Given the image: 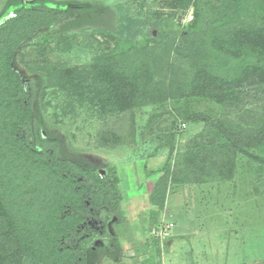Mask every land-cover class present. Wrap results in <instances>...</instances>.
<instances>
[{
    "label": "rangeland",
    "instance_id": "rangeland-1",
    "mask_svg": "<svg viewBox=\"0 0 264 264\" xmlns=\"http://www.w3.org/2000/svg\"><path fill=\"white\" fill-rule=\"evenodd\" d=\"M21 1L57 4L64 12L41 39L45 56L32 53L31 62L83 70L112 62L147 87L144 102L121 115L52 88L37 115L36 127L61 160L120 181L106 232L102 220L93 221L99 235L87 244L84 264H264V154L210 146L214 131L187 120L204 112L255 127L264 119L263 90L220 105L190 75L199 59L222 73L213 39H231L235 57H242L235 44L241 23L261 24L264 0H0V25ZM146 47L154 48L148 56ZM249 49L244 56L256 63L260 50ZM138 52L141 59L133 61ZM104 129L116 131L121 144L102 147ZM161 182L167 201L153 208Z\"/></svg>",
    "mask_w": 264,
    "mask_h": 264
},
{
    "label": "trees",
    "instance_id": "trees-1",
    "mask_svg": "<svg viewBox=\"0 0 264 264\" xmlns=\"http://www.w3.org/2000/svg\"><path fill=\"white\" fill-rule=\"evenodd\" d=\"M10 10L12 15L0 25V264H84L87 244L99 235L93 221L102 220V231L106 232L120 181H109L96 170L61 160L56 147L50 146L54 142L36 127L37 115L52 88L101 112L121 115L144 102L147 87L141 85L139 74L112 62L89 70L44 65L39 60L46 53L41 39L56 29L63 10L53 3L31 6L22 1ZM238 33L239 41L234 43L242 57H235L238 55L231 50V39L214 34L222 38L219 42L213 39V62L222 73L202 59L191 65L194 86L220 105L264 91V21L259 25L243 21ZM249 48L260 50L256 63L244 56L252 51ZM143 51L148 56L154 48ZM32 53L39 58L34 63L29 59ZM140 53L133 61L141 59ZM123 57L132 56L125 53ZM240 57V61L234 60ZM21 64L29 75L20 72ZM142 67L148 70L149 65ZM187 120L205 123L214 131L215 141L210 146L229 153L264 154L263 118L255 127L236 126L226 116L204 112L194 113ZM116 133L104 129L102 147L121 144L122 137ZM163 170L171 174L169 162ZM174 174L177 172L172 177ZM161 184L150 200L153 208H163L167 201L169 191Z\"/></svg>",
    "mask_w": 264,
    "mask_h": 264
}]
</instances>
